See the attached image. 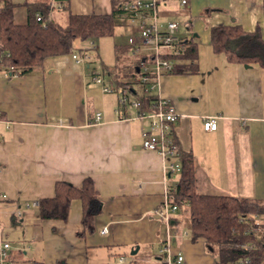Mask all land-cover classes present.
Listing matches in <instances>:
<instances>
[{"label": "crops", "instance_id": "0c3cea01", "mask_svg": "<svg viewBox=\"0 0 264 264\" xmlns=\"http://www.w3.org/2000/svg\"><path fill=\"white\" fill-rule=\"evenodd\" d=\"M69 1L73 14L110 15L114 0ZM22 9L19 24L27 21ZM159 11L162 25L183 23L179 38L197 47V72L165 74L159 90L178 110L175 138L194 155L197 193L264 202V69L230 64L212 52L210 37L214 26L224 24H239L248 33L259 29L264 37V0H189L187 7L166 0ZM201 47L213 57L202 59ZM97 56L111 75L106 82L114 81L113 68ZM134 62L122 67L127 72L129 66L127 81ZM118 99L84 79L71 55L50 59L26 76L0 71V195L6 196L0 228L18 264V254L25 264H114L136 247L137 256L145 249L147 263L156 264L167 248L174 258L184 256L182 264H217L215 250L189 237L182 213L170 225L156 214L166 187L176 186L180 175L165 180L162 157L143 149L141 124L115 112ZM205 117H217L216 131L204 129ZM89 178L98 192L90 210L93 231L83 227L80 200L72 203L67 222L43 221L39 208H31L54 197L56 183L81 188Z\"/></svg>", "mask_w": 264, "mask_h": 264}, {"label": "trees", "instance_id": "16d2710c", "mask_svg": "<svg viewBox=\"0 0 264 264\" xmlns=\"http://www.w3.org/2000/svg\"><path fill=\"white\" fill-rule=\"evenodd\" d=\"M23 4L13 0H0V70H16L26 76L42 68L50 59L70 56L75 51L76 42H95L97 38H111L121 18L118 0L113 1L110 15H76L71 12L69 0H25ZM26 10L25 24L16 22L17 8ZM66 15L62 25L54 18L55 10ZM53 15L50 19L49 15ZM42 19L38 21V17ZM211 47L216 55L224 56L230 64H259L264 69V37L257 29L246 32L241 25H217L211 29ZM179 55H171L174 70L171 74H195L198 52L191 41H182ZM129 47L116 46L117 63L113 68L114 82L118 87H128L130 73L128 67H119ZM134 75V71H133ZM134 91V90H133ZM155 96H142L141 111H152L155 108ZM179 161L182 166L179 183L172 193L171 203L177 205L179 213L189 223L188 234L195 242L203 240L211 250L216 251L217 264L264 263V222L260 227L251 224V218L262 217L264 220V202L243 199L236 196H213L197 193L195 180V161L192 152L179 148ZM55 195L39 202V214L43 221L67 222L70 208L75 200L83 205V227L88 232L94 230L91 205L98 200V192L91 178L83 181L81 188L65 182L55 184ZM252 246L246 250L243 246ZM134 256V258H136ZM132 260L131 264H137ZM143 264H148L143 263ZM156 264H167V254L159 255Z\"/></svg>", "mask_w": 264, "mask_h": 264}, {"label": "built area", "instance_id": "2783aa9c", "mask_svg": "<svg viewBox=\"0 0 264 264\" xmlns=\"http://www.w3.org/2000/svg\"><path fill=\"white\" fill-rule=\"evenodd\" d=\"M55 6V0H50ZM166 0H126L120 6L122 13L120 20L126 26L137 31L136 35L129 37L128 47L130 54L134 57L135 62L132 65L134 75L129 80L131 86L118 87L114 81L109 83L106 79L111 77L103 70L101 62L93 56L97 51L96 42L88 41L87 46L75 50L71 57L83 71L84 79L87 78L91 83L100 85L104 94L118 95V108L115 112L120 119L129 121H138L141 124V137L143 139V149L155 152L162 157L165 173V180L178 174L180 175L182 166L179 161V145L175 138V123L179 119L178 110L172 103L164 100L159 94L161 78L165 74H170L174 70V60L171 55H179L182 50V41L179 38L180 25L176 22H167L162 25L160 22L159 7ZM180 5L187 7L189 0H180ZM50 19L53 15H49ZM42 16L38 17V21ZM4 71L10 77H20L21 74L16 70ZM140 89V94L137 91ZM134 90V91H133ZM155 96V108L152 111H141L142 96ZM136 111L134 116L130 115L129 110ZM102 119V113L96 115V122ZM204 129L208 132H214L218 129L217 117H205L203 119ZM177 185L165 190V201L156 214L164 221L169 223L172 216L179 212L178 206L171 203L172 193ZM6 196L0 195V203ZM31 208H39V203H33ZM251 224L260 227L264 222L262 217H253L250 219ZM1 227V222H0ZM105 228L103 233H107ZM256 233L264 235L262 228ZM170 240V236H167ZM244 249L251 250L252 246H243ZM12 244L5 239L4 233L0 228V264H18L11 258ZM167 254V264H182L184 256L177 254L174 258L169 249L165 250ZM249 260L241 261L240 264H248ZM124 264V258H120L117 263ZM264 264V263H263Z\"/></svg>", "mask_w": 264, "mask_h": 264}, {"label": "rangeland", "instance_id": "374dc122", "mask_svg": "<svg viewBox=\"0 0 264 264\" xmlns=\"http://www.w3.org/2000/svg\"><path fill=\"white\" fill-rule=\"evenodd\" d=\"M13 1L15 3H19V4L25 3L24 2L25 0H13ZM55 14L59 15V17L57 19L58 22L61 23L62 25H64L66 23L65 22L66 15L63 12L58 11L57 9L55 10V13L53 14L54 18H55ZM19 15L22 17H24V15H25L24 10L20 7L17 8L15 11V17H17L18 20H20ZM179 25H180V32H181L180 36H182V34H184L186 32V26L181 22ZM116 27L117 28L115 29L114 36H112L111 38H97V40L95 41L97 51L93 52V56L98 57L97 56V53H98L99 56L101 57V60L105 63V65L108 68H114L116 66L117 55L115 54V47L116 46H126L129 42L128 41L129 37L134 36L137 33L136 30L126 26V24H124L123 21L120 19H118ZM76 43L77 44L75 45V50H78L79 48L82 49L83 47L87 46L86 45L87 43H79V42H76ZM200 52L202 53V55H201L202 59L203 58L206 59V58H208V56H210V58L213 57V53L207 47H205V48L201 47ZM132 57L133 56L128 51L126 53L125 58L122 59L121 62H119V67L122 68L124 65H127V64L130 65V63L134 60V59H132ZM127 58L128 59L130 58V59L126 60ZM178 176H179L178 174L174 175V177H178ZM186 229H188L187 225H186ZM125 253H127V257L124 258V264H131L133 259H136L138 261L137 264H143V263L147 262V259L145 257V255H146L145 249H141L139 251V255L136 258H134V256H136V255L132 256L131 251L126 250ZM17 259L19 261V264H25L26 263V262L24 263L25 258L22 256L20 257V254L17 255ZM28 259L30 260L29 261V263H30L31 257L28 256ZM31 264H33V263H31ZM148 264H155V263L149 262Z\"/></svg>", "mask_w": 264, "mask_h": 264}, {"label": "water", "instance_id": "95a60500", "mask_svg": "<svg viewBox=\"0 0 264 264\" xmlns=\"http://www.w3.org/2000/svg\"><path fill=\"white\" fill-rule=\"evenodd\" d=\"M138 250H139V247H136V249H134V251H133V252H131V253H132V256H134V255L138 254V253H137V252H138Z\"/></svg>", "mask_w": 264, "mask_h": 264}]
</instances>
